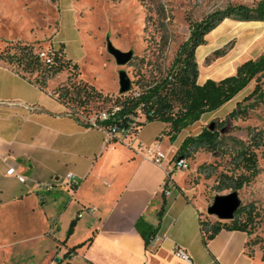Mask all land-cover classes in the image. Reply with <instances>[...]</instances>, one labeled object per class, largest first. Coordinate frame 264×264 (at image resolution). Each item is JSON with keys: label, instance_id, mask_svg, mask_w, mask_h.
<instances>
[{"label": "crops", "instance_id": "obj_1", "mask_svg": "<svg viewBox=\"0 0 264 264\" xmlns=\"http://www.w3.org/2000/svg\"><path fill=\"white\" fill-rule=\"evenodd\" d=\"M58 84L53 79L43 90L0 61V221L33 229V242L44 244L31 253L33 264H264L261 246L251 245L245 232L223 230L205 243L206 204L190 177L183 189L177 181L182 170L169 179L166 164L156 166L137 151L158 145L172 168L187 137L174 143L169 124L148 122L125 143H108L102 130L82 124L51 96ZM10 168L28 183L8 176ZM69 173L79 182L75 191L39 192L33 185ZM89 207L96 213L80 218ZM141 218L157 229L148 247L137 230ZM177 248L190 263L174 255Z\"/></svg>", "mask_w": 264, "mask_h": 264}, {"label": "rangeland", "instance_id": "obj_2", "mask_svg": "<svg viewBox=\"0 0 264 264\" xmlns=\"http://www.w3.org/2000/svg\"><path fill=\"white\" fill-rule=\"evenodd\" d=\"M260 0H0V50L10 42L34 44L43 51L63 49L68 59L79 65L81 78L105 94L119 97V72L124 70L132 82V91L141 90L154 78L165 74L173 63L180 46L188 39L193 23L209 13L231 4L255 6ZM123 52H134L125 67L117 66L107 51V42ZM264 54V23L226 20L206 37V44L196 52L199 82L220 81L234 75L248 60ZM68 72L54 78L55 84L67 79ZM37 74L33 76L36 78ZM257 84L264 89V76L254 80L234 100L218 111L205 115L201 121L181 133L180 138L199 135L215 123V128L227 137L250 143L251 133L264 138V108L261 104L248 107L243 102ZM243 102L246 112L238 119L228 115ZM223 124V126H221ZM176 143V142H174ZM172 142L168 141L171 146ZM168 149V148H167ZM166 149V150H167ZM259 156L261 151H258ZM188 171L177 173L178 184L185 181L203 197L206 211L217 196L237 192L241 207L254 205L259 217L251 241L264 238V173L242 190H218V177L233 173L228 155L216 156L205 149L189 159ZM204 166V167H203ZM264 168V161L260 160ZM215 171L208 178L209 172ZM176 175V174H175ZM62 206L61 209H63ZM15 221V220H14ZM33 229L26 223L15 228L8 219L0 221V264H33L31 253L43 247L33 242ZM6 244H16L7 247ZM31 260V262L29 261ZM19 261H22L19 263Z\"/></svg>", "mask_w": 264, "mask_h": 264}, {"label": "trees", "instance_id": "obj_3", "mask_svg": "<svg viewBox=\"0 0 264 264\" xmlns=\"http://www.w3.org/2000/svg\"><path fill=\"white\" fill-rule=\"evenodd\" d=\"M238 22L264 23V0L255 6L231 4L223 9L215 10L206 15L202 20L191 26L188 39L180 46L171 68L162 76L154 78L145 87L141 94H131L114 97L105 94L94 85L81 78L79 65L68 59L63 49L55 50L51 64L41 60L34 44L10 42L0 50V61L11 65L14 70L25 79L38 85L41 89H49L50 82L60 74L68 72L67 79L50 90L51 96L67 107L71 116L81 121L80 116L90 118L103 111H117L108 121L101 123L105 128L117 129L130 128L134 117H140L137 126L141 128L148 122H162L169 124L170 140L175 142L182 132L199 123L207 115L214 113L234 100L254 80L258 81L264 76V54L255 60H248L241 64L234 75L216 81L207 79L199 82L200 70L196 61V52L199 47L206 44V37L226 20ZM37 74L36 78L33 76ZM248 107L261 104L264 108V89L257 84L252 93L245 97L243 102H249ZM239 102L228 115V119L243 117L246 108ZM140 110L141 116L138 114ZM82 124H85L81 121ZM223 126V124L221 125ZM250 143L227 137L223 130L214 127L208 128L197 136L187 137L179 148L174 160L180 158L190 159L201 149L213 152L216 156L228 155L234 167L231 176L222 174L218 177V190H242L250 185L262 173L260 160L264 161V138L257 132L251 133ZM258 151H261L259 156ZM204 167V166H203ZM209 172L208 178L215 171ZM165 202L160 215L164 212ZM203 216V215H202ZM259 217L254 205L240 207L232 221L211 222L202 220L204 240L207 243L223 230L241 231L249 236L253 234ZM76 223L72 222L68 230L70 237ZM137 230L143 237L148 247L157 238V229L147 224L144 218L137 222ZM253 246L260 245L263 250L264 238L250 240ZM74 250H70L65 259L70 260ZM66 264H70L67 262Z\"/></svg>", "mask_w": 264, "mask_h": 264}, {"label": "built area", "instance_id": "obj_4", "mask_svg": "<svg viewBox=\"0 0 264 264\" xmlns=\"http://www.w3.org/2000/svg\"><path fill=\"white\" fill-rule=\"evenodd\" d=\"M39 57L41 60L45 61L47 64H51L53 62L54 56H55V50H47V51H38ZM133 94L134 96H139L141 94V90H133L128 94ZM117 111H119L118 107L113 108L111 111H103L97 115H94L90 118H87L85 116H80V119L82 122L87 124L86 126L92 127V128H98L102 130L106 137L107 142H119V143H125L129 138H134L138 135L140 128L137 126V122L141 121L140 117H134L133 118V125L130 128H123V129H117L116 127H109L105 128L101 125V123L108 121ZM138 114L141 116L140 110L138 111ZM139 154H142L144 158L156 166L164 167L166 164V174L167 177L170 179L171 173L175 170H182V171H188L190 168L189 159L187 158H180L178 160L174 161V164L172 168H169L170 165L167 163V157L164 154V152L161 151L158 145H152V146H144L140 145L137 149ZM8 176L15 177L21 184H27L28 179L17 172L15 168H10L7 171ZM33 185L35 189L39 192H54L58 188H68L71 191H75V189L78 187L79 182L76 178V175L73 173H69L64 177H57L54 178L51 182H41L36 181L33 182ZM97 211V208L95 207H89L85 208L83 212L79 215L80 218H82L84 215H94ZM204 218H202L203 220ZM203 229V227H202ZM174 255L185 261L190 263V257L187 254V252L181 248L175 249Z\"/></svg>", "mask_w": 264, "mask_h": 264}, {"label": "water", "instance_id": "obj_5", "mask_svg": "<svg viewBox=\"0 0 264 264\" xmlns=\"http://www.w3.org/2000/svg\"><path fill=\"white\" fill-rule=\"evenodd\" d=\"M107 51L114 58L119 67L127 66L134 57L133 51L123 52L116 48L110 40L107 42ZM119 88L121 95L128 94L132 91V82L128 77L127 72L124 70L119 72ZM214 127L215 123L211 124L209 129L213 130ZM240 207L241 201L239 196L237 192H233L228 195L217 196L207 212L210 216H214L220 221L229 222L234 219L235 214Z\"/></svg>", "mask_w": 264, "mask_h": 264}]
</instances>
